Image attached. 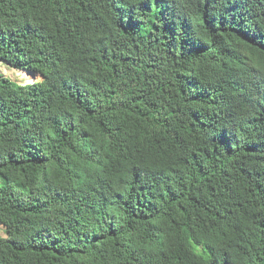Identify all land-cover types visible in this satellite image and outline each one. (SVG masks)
<instances>
[{
	"label": "trees",
	"instance_id": "16d2710c",
	"mask_svg": "<svg viewBox=\"0 0 264 264\" xmlns=\"http://www.w3.org/2000/svg\"><path fill=\"white\" fill-rule=\"evenodd\" d=\"M0 264H264V0H0Z\"/></svg>",
	"mask_w": 264,
	"mask_h": 264
},
{
	"label": "rangeland",
	"instance_id": "374dc122",
	"mask_svg": "<svg viewBox=\"0 0 264 264\" xmlns=\"http://www.w3.org/2000/svg\"><path fill=\"white\" fill-rule=\"evenodd\" d=\"M0 73L4 74L5 76H8L19 83H31L34 81V78L32 77L30 81L27 79V75L23 73L20 69L11 66L9 63L0 60ZM38 80H42L43 77L41 74L38 73V76L36 77ZM0 234H4L3 231L0 232Z\"/></svg>",
	"mask_w": 264,
	"mask_h": 264
},
{
	"label": "water",
	"instance_id": "95a60500",
	"mask_svg": "<svg viewBox=\"0 0 264 264\" xmlns=\"http://www.w3.org/2000/svg\"><path fill=\"white\" fill-rule=\"evenodd\" d=\"M34 73H35V74H38L37 72H34ZM42 77H43V76H42ZM37 80H38V79L35 77V78H34V81H37ZM34 81H33V82H34Z\"/></svg>",
	"mask_w": 264,
	"mask_h": 264
},
{
	"label": "bare ground",
	"instance_id": "6f19581e",
	"mask_svg": "<svg viewBox=\"0 0 264 264\" xmlns=\"http://www.w3.org/2000/svg\"><path fill=\"white\" fill-rule=\"evenodd\" d=\"M37 74H35V76H36ZM35 78V77H34Z\"/></svg>",
	"mask_w": 264,
	"mask_h": 264
}]
</instances>
